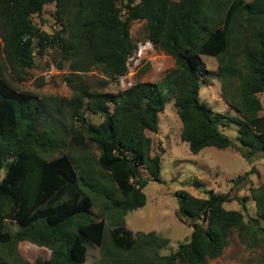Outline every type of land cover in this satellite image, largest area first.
I'll use <instances>...</instances> for the list:
<instances>
[{
  "label": "trees",
  "instance_id": "1",
  "mask_svg": "<svg viewBox=\"0 0 264 264\" xmlns=\"http://www.w3.org/2000/svg\"><path fill=\"white\" fill-rule=\"evenodd\" d=\"M47 4L55 5L60 24L52 32L34 19ZM141 20L147 39L175 58V68L159 83L136 82L118 93L94 89L84 79L94 68L105 76L102 87L127 72L137 47L131 26ZM0 38L4 59L20 80L35 66L36 54L61 50L70 61L65 80L73 96L54 100L69 105L81 122L75 137L46 123L43 107L49 109L50 100L17 90L0 70V169L6 170L0 181V264H87L88 243L103 251L96 264H208L222 256L234 230L250 243L264 240V186L251 189L257 217L248 220L246 197L236 210L225 207L233 198L229 192L203 189L206 196L197 197L178 190V216L190 220L192 234L169 255L160 254L167 241L155 232L134 234L125 226L127 213L146 205L150 180L162 183V155L154 153L147 132H159V116L172 99L181 139L194 154L214 146L233 148L248 161L264 155V0H0ZM204 55L217 58L228 102L239 115H214L201 99ZM84 108L102 115V122L91 124ZM224 119L237 126V142L221 130ZM70 138L84 147L95 144L99 155L72 148L75 153L47 157L67 148ZM191 185L202 189L204 183L195 177ZM98 196L104 197L99 220L92 211ZM113 214L116 226L109 229ZM7 220L20 229L11 233ZM108 233L111 251L105 248ZM22 242L49 250V258L26 260Z\"/></svg>",
  "mask_w": 264,
  "mask_h": 264
},
{
  "label": "rangeland",
  "instance_id": "2",
  "mask_svg": "<svg viewBox=\"0 0 264 264\" xmlns=\"http://www.w3.org/2000/svg\"><path fill=\"white\" fill-rule=\"evenodd\" d=\"M54 4H47L42 13V17L36 15L35 22L45 31H53L60 27L55 15ZM131 36L138 45L145 42L146 26L145 21H135L131 26ZM207 67V72L203 75L201 82V99L205 101L212 113H222L227 116L239 115L240 112L231 107L225 90L222 86L221 78L218 74V60L212 56H203ZM63 64V67L59 65ZM70 61L63 58L60 49L49 48L44 55L36 54L35 66L26 69L25 80H20L6 63L3 54V43L0 38V70L4 77L19 91L35 94L45 101L50 100V107H43L44 119L46 123L52 124L58 129L60 126L72 130V136L81 133L79 129L81 122L73 114L71 108L66 103L54 100L71 99L73 90L65 80L69 74ZM175 68V58L154 46L146 59V64L134 77L136 82H162L168 73ZM25 76V75H23ZM105 78L103 72L94 68L86 73L85 80L99 91L108 93H118L121 88L117 80L110 79L106 87L101 86ZM44 81L43 85L39 83ZM264 105V95H261ZM61 110L58 111L57 108ZM113 109V106L111 105ZM85 109V108H84ZM264 113V110L263 112ZM86 118L93 125L102 122V115L93 114L85 109ZM224 119L220 122L221 130L230 139L237 142V126ZM227 124V125H224ZM75 127V129L72 128ZM160 129L158 133L148 131L147 134L153 138L154 153L162 155L161 178L162 183L150 180L144 189L147 195V203L144 207L129 211L125 216V226L134 234L138 232H155L157 237L165 239L167 242L160 249L161 255H169L176 251L179 244L190 239L192 227L190 220H182L178 216L179 201L176 192L186 189L197 197H205L203 189L214 190L217 193H227L232 195V201L225 204L227 209L242 210L243 198H247L244 209L245 218H256L255 201L252 199L251 189L264 186V155L257 153L251 161L245 159L237 150L233 148L219 149L217 147H206L199 154H194L187 142L182 141L181 132L183 124L178 115L177 108L172 99L165 110L159 116ZM78 126V128H77ZM74 131V132H73ZM61 133V132H60ZM61 134H64L61 133ZM72 148L78 151L88 150L93 157L99 155L97 146L93 143L84 147L82 143H75L71 138L67 148L62 147L54 153L47 155L48 158H55L62 153H72ZM73 151V150H72ZM74 152V151H73ZM75 153V152H74ZM77 168V167H76ZM78 169V168H77ZM5 168L0 169V181L5 175ZM142 174L151 179V175L146 169H141ZM249 172V175L239 182L235 179L242 174ZM200 178L204 185L202 189L191 185L194 178ZM109 182V180H107ZM92 211L96 219L104 211V197L98 196L95 200ZM114 214L107 218L108 228L114 226L112 220ZM264 225V222H261ZM6 228L11 233L17 232L20 228L16 223L6 221ZM106 250H114L110 233L106 239ZM20 254L28 261L34 262L39 256L48 259L50 251L39 249L35 245L22 242L19 244ZM101 247L88 243V263L96 264L103 257ZM181 264V263H177ZM208 264H264V240L250 243L241 237L237 230L229 236V245L226 247L221 257L210 259Z\"/></svg>",
  "mask_w": 264,
  "mask_h": 264
},
{
  "label": "built area",
  "instance_id": "3",
  "mask_svg": "<svg viewBox=\"0 0 264 264\" xmlns=\"http://www.w3.org/2000/svg\"><path fill=\"white\" fill-rule=\"evenodd\" d=\"M154 46V43L147 39L145 42L138 43L134 52L129 55L126 62L127 72L117 79L118 85L122 91L127 90L134 85V77H136L146 64V59L150 52L154 50Z\"/></svg>",
  "mask_w": 264,
  "mask_h": 264
}]
</instances>
